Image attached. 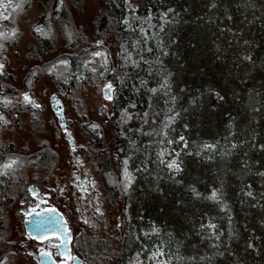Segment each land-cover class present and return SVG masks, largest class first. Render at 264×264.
I'll use <instances>...</instances> for the list:
<instances>
[{
	"label": "trees",
	"instance_id": "trees-1",
	"mask_svg": "<svg viewBox=\"0 0 264 264\" xmlns=\"http://www.w3.org/2000/svg\"><path fill=\"white\" fill-rule=\"evenodd\" d=\"M66 1L61 6L60 0H53L48 13L66 21ZM70 1L82 9L83 0ZM2 2L10 3L0 8V57L18 46L22 36L18 20L32 5V0ZM102 4L95 18L96 33L115 41L117 64L104 45L81 49L74 44L75 55L34 67L24 81L29 89L46 76L63 96L74 99L81 85L93 80L89 63L95 58L98 76L116 89L110 118L116 168L110 160L102 162L99 177L110 204L123 203L122 237L119 248H113L109 240L82 236L85 262L103 264L108 257L116 264H264V176L259 175L264 173V129L259 134L253 131L257 115L264 127L262 101L247 99L239 107L241 114L222 116L223 125L212 130V121L218 119L215 112L224 103L217 93L223 97V89L232 91L237 85L239 73L232 64L251 65L254 74L264 66V0H102ZM48 13L40 17L39 26L47 25ZM33 34L39 44L35 53L55 51L51 38L34 30ZM62 60L67 65L60 64ZM53 65L55 70L49 72ZM259 89L258 85L255 91ZM19 93L0 85V116L9 122L0 120V133L20 125L21 110L11 103ZM125 111L130 118H125ZM84 129L92 147L83 152L99 156L102 152L94 148L102 147L100 128L89 124ZM204 139L217 141L222 150L213 172L205 173L196 160ZM14 151L12 144L0 141V165L19 158L14 170L0 175V247L8 248L0 264L15 257L9 250L5 209L19 196L26 197L30 184L25 167L47 181L56 166L48 148L29 158ZM172 161H179V172L168 167ZM125 167L132 177L127 190ZM214 190L221 193L219 202L209 199ZM158 250L164 255L153 259Z\"/></svg>",
	"mask_w": 264,
	"mask_h": 264
},
{
	"label": "rangeland",
	"instance_id": "rangeland-1",
	"mask_svg": "<svg viewBox=\"0 0 264 264\" xmlns=\"http://www.w3.org/2000/svg\"><path fill=\"white\" fill-rule=\"evenodd\" d=\"M52 1L32 0L30 11L23 14L18 20V26L22 33L18 46L9 49L6 54L0 57V63L5 65L4 74L0 75V85L13 87L20 92L12 99L11 103L21 110L20 114L16 113L20 116V125L3 128L0 133V141L12 144L15 147V154H20L25 158H29L46 148L51 151L55 157L56 166L47 181L39 173L36 174L34 169L25 167L24 172L30 186H35L42 192L52 191L50 203L66 215L69 229L73 234V251L85 261L86 252L84 253L82 250L86 247L84 242L81 240V243L79 242L82 236L109 240L113 248H119L122 237L123 203L118 202L115 206L110 204L99 177L102 162L110 160L112 168L114 170L116 168L115 131L110 121L113 115L116 89L114 87L113 91L106 89V85L111 82L98 76L99 64L95 58L89 63L90 70L94 74L93 80L81 85L79 90L75 92L74 99L63 96L52 80L46 76L40 77L39 81L29 89L25 88L24 81L34 67L49 63L62 55H75L78 50L75 51L72 47L74 44L81 49L104 45L109 51L110 59L115 64L118 62L119 53L112 37L100 39L96 33L95 18L103 8L102 0H83L82 9L77 7V3L67 0L68 17L66 21L60 20L57 14L48 13V7ZM8 3L10 2H2L0 8ZM46 13H48L47 25L39 26L40 17ZM8 26L6 25V27ZM37 26L47 29V32L49 29L51 30L48 37L54 43L56 48L54 52L44 55L34 52L39 49V44L33 34V30ZM101 41L102 43H99ZM36 54H40L39 59L36 58ZM260 61L263 63L261 59ZM232 65L234 70L239 73V76L234 79L236 82L233 81L237 85L233 83L236 88L233 90L231 87L232 91L228 88H222L226 95L224 93V99L221 100L224 103L215 112L218 119L212 121L215 122L212 130L223 125L220 120L222 116L227 118L229 113H232L233 116L241 114L239 107L247 99L249 101L256 99L257 103L260 102V104L262 101L264 110V82L261 81L262 85H260V80L264 77V66L261 65L262 68H258L254 74L251 65L246 67L240 62H235ZM211 69V67L206 68V72L209 73ZM258 85L260 89L255 91ZM106 92L113 99H106ZM24 93H28L31 99L41 107L37 108L31 103L25 102ZM56 99L62 101L67 126L66 133L61 130L58 118L52 109V104L55 103ZM256 108H259L258 105ZM256 108H252V111H255ZM254 114L257 113L254 112ZM253 119V131L255 130V134H259L264 129L261 127L263 122L260 115ZM89 124H91V128L92 125H99L98 128L101 130L102 147L101 149L94 148V150L102 152L99 156H89L83 152V150L92 147L84 129V126ZM66 134H71L75 143L74 147L66 140ZM206 145L211 147H205ZM208 151L209 153H206ZM221 154L222 150L217 141L204 139L196 160L199 165L204 166L202 170L204 169L205 173L213 172L216 156L219 157ZM176 163L180 166L179 161ZM36 175L40 176L37 181ZM76 176L80 178V181L85 182L86 180L90 184L87 193L84 195L79 194L76 188L79 181ZM64 186L67 187L68 191L62 194L61 190ZM22 200H31L29 190L26 197L19 196L11 208L5 209L8 238L12 243L9 250L15 253V257L5 264H37L34 258L29 255V251L37 254L41 245L26 236L25 218L20 212L23 208L20 204ZM97 208L104 213L103 216L97 212ZM85 221L88 222L85 223ZM7 250V247H0V257ZM88 253L93 255L92 251L88 250ZM106 260L103 264H116L108 257ZM94 264L98 263L95 262Z\"/></svg>",
	"mask_w": 264,
	"mask_h": 264
},
{
	"label": "water",
	"instance_id": "water-1",
	"mask_svg": "<svg viewBox=\"0 0 264 264\" xmlns=\"http://www.w3.org/2000/svg\"><path fill=\"white\" fill-rule=\"evenodd\" d=\"M52 109L58 118L61 130L66 133L67 126L62 109V101L56 99L55 103L52 104ZM65 138L71 143L72 147L75 146L71 134H66ZM29 189H33V191H29V193L39 204L46 203L45 199L39 194L37 188L31 186ZM52 209L56 211L53 212ZM25 215L27 216L24 223L25 231L30 238L38 242H44L49 238H55L57 242H59V251L61 252L62 258H70L73 236L72 232L68 230V223L62 213L54 207L47 206L40 211H32L30 214L25 212ZM39 258L41 264H57L53 257L47 252H42ZM74 261L75 264H81V260L78 257H75Z\"/></svg>",
	"mask_w": 264,
	"mask_h": 264
},
{
	"label": "snow or ice",
	"instance_id": "snow-or-ice-1",
	"mask_svg": "<svg viewBox=\"0 0 264 264\" xmlns=\"http://www.w3.org/2000/svg\"><path fill=\"white\" fill-rule=\"evenodd\" d=\"M129 2H130V0H129ZM60 4H61V6H63L64 0H60ZM16 7H22V5H17ZM213 7H216V5L213 4ZM124 23L125 24H128L129 22H128V20H125ZM34 31H36L37 33H39L41 35L48 36L51 30L49 29V32H45L43 28L37 26V27L34 28ZM12 35L13 36L16 35V30L15 29L13 30ZM99 43H102V41L99 42ZM95 55L96 56H101L102 53L97 52V53H95ZM244 59L247 60V61H251L252 60V57L251 56H245ZM59 63L60 64L67 65L68 62L62 60V61H59ZM4 67H5V65L3 63H0V75H3L4 74ZM55 67L56 66L53 65L50 69H48V71L49 72L54 71L55 70ZM93 71H95V69H93ZM36 74H37L36 72H33V75H36ZM121 83H123L122 80H121ZM29 84H31V81H29ZM106 89L108 91H113L112 84L111 83L107 84L106 85ZM152 91H155V89H153ZM23 96H24V101L25 102L31 103L34 107H37V108L41 107V105H39L36 101H34V100L31 99V97L28 95V93H24ZM217 96L221 100L224 99V97L220 96L219 93H217ZM106 99L111 100V99H113V97L111 95H108L107 92H106ZM6 103H10V102H6ZM257 111H258V109H257ZM125 118L126 119L130 118V117H127V112L126 111H125ZM0 120H2L4 122V124H8L9 123L3 116H0ZM92 127H93V129H96V128L99 127V125H92ZM183 139L184 138L181 137V140H183ZM170 143H171V141H170ZM205 147H211V146H207L206 145ZM233 147H236V145H233ZM18 163H19V158H15V159H11L8 163H5L3 165H0V175H8L9 170H14V166L17 165ZM124 163H125V165H127L128 162L125 161ZM168 167L169 168H174L177 172H179L181 170L179 164H177L176 161H172L171 163H169L168 164ZM124 175H125L126 180L128 181V183L125 185V190H127V187H130L131 186V182H132V177L128 173L127 167H125ZM259 175L264 176V173H259ZM29 191H33V189H29ZM193 191H195V189H193ZM247 195L249 197H252L253 196V193L251 191H249V192H247ZM220 196H221V193L219 191H217V190H214L211 193V196L209 197V199H211L213 201L219 202L220 201ZM52 211L55 212L56 210L55 209H52ZM97 212H99L101 216L104 215V213L99 208H97ZM87 222L88 221H85V223H87ZM65 226H66V223H65ZM118 227H119V225H118ZM209 227H211V228L214 229L216 226L210 224ZM153 231L154 232H158L159 229H154ZM145 235L147 236L148 233H145ZM217 239H219V237H217ZM249 247H252V245L250 244ZM163 255H164V253L162 251H159L158 250L156 252H153L152 258L155 259L158 256H163ZM137 264H142V262L141 261H137Z\"/></svg>",
	"mask_w": 264,
	"mask_h": 264
},
{
	"label": "flooded vegetation",
	"instance_id": "flooded-vegetation-1",
	"mask_svg": "<svg viewBox=\"0 0 264 264\" xmlns=\"http://www.w3.org/2000/svg\"><path fill=\"white\" fill-rule=\"evenodd\" d=\"M76 178L79 180L77 183V186H76L77 190L79 191V194H81V195L86 194L90 184L86 180H85V182L80 181V178L78 176H76ZM30 187L31 186L28 187V190ZM33 187H35V186H33ZM38 190H39V194L45 199L46 203L39 204L38 201L33 197H31V200H29V201L28 200H22L20 202V204L23 208L21 209L20 212H21L22 216L25 218V220L27 219L25 212H28L30 214L32 211H40V210L46 208L47 206L56 208L55 206L51 205V203H50V200L52 198V191L42 192L40 189H38ZM67 191H68V189L66 186H64L61 190L62 194H64ZM56 209L64 215L65 220L67 221L66 215L62 211H60L58 208H56ZM24 223H25V221H24ZM68 230L71 231L69 229V223H68ZM26 236L28 239H30V240L41 245V248L37 254H34L32 251H29V255H31L34 258V260L37 264H41L39 256L42 252L49 253L53 257V259L55 260V262L57 264H64V263L65 264H75L74 258L78 257V256L73 251L72 241H71V256L68 259H63L61 252L59 251V242H57V239L49 238L44 242H38L37 240L30 238L27 235V233H26ZM72 236H73V234H72ZM72 240H73V238H72ZM78 258L81 260V264H85L84 260H82L80 257H78Z\"/></svg>",
	"mask_w": 264,
	"mask_h": 264
}]
</instances>
